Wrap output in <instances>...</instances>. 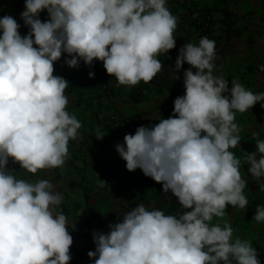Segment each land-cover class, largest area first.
Returning a JSON list of instances; mask_svg holds the SVG:
<instances>
[{
	"label": "crops",
	"instance_id": "crops-1",
	"mask_svg": "<svg viewBox=\"0 0 264 264\" xmlns=\"http://www.w3.org/2000/svg\"><path fill=\"white\" fill-rule=\"evenodd\" d=\"M158 2L164 42L153 39L149 0H0V40L19 51L0 59V242L15 239L17 219L19 229L0 264H67L63 255L76 250L100 259L111 230L145 238V216L184 178L196 187L175 225V262L154 243L125 264L245 263L236 222L249 218L214 213L218 196L201 181L234 158L228 135L245 118L248 95L263 88L264 7ZM226 10L244 30L229 42ZM204 13L215 19L210 38L197 25ZM215 55L218 70L208 67ZM193 87L185 129L183 95ZM158 179L160 195L150 187ZM222 219L231 229L221 232Z\"/></svg>",
	"mask_w": 264,
	"mask_h": 264
},
{
	"label": "rangeland",
	"instance_id": "rangeland-1",
	"mask_svg": "<svg viewBox=\"0 0 264 264\" xmlns=\"http://www.w3.org/2000/svg\"><path fill=\"white\" fill-rule=\"evenodd\" d=\"M261 5L264 7V0H261ZM261 85L263 88L254 89L248 95L246 109L241 111V117L245 118L242 123L233 126V130L239 128L236 134L234 131L228 135L237 142L233 143L236 145V154H232L234 158L226 168L214 169L208 182L201 181L210 188L208 195L218 196L219 203L211 205L214 213L227 216L238 212L249 218L236 222L241 233L235 236H239L235 248L241 253L244 264H264V207L260 212L254 206V200L264 205V81ZM241 165L244 168L237 171ZM222 221L218 222L221 232L231 229L230 224H224V227ZM241 237L246 243L239 241Z\"/></svg>",
	"mask_w": 264,
	"mask_h": 264
},
{
	"label": "trees",
	"instance_id": "trees-1",
	"mask_svg": "<svg viewBox=\"0 0 264 264\" xmlns=\"http://www.w3.org/2000/svg\"><path fill=\"white\" fill-rule=\"evenodd\" d=\"M149 12L148 14L154 15V27H153V39L154 41L164 42V32L166 26L163 25V17L159 13V2L158 0H149ZM140 3L136 5L138 12L145 11L140 7ZM238 18L235 13L232 11L226 10L225 17L223 19V25L225 30V40L229 42L233 37L240 36L243 33V29L236 26ZM215 61L213 64H210L208 67L213 70H218L220 66V60L218 56H213ZM185 62L184 66L180 69V73L185 72L189 65ZM194 78H196V72H194ZM205 85V84H204ZM198 88H190L183 95L184 111L180 114V123L185 129H189L191 126V119L193 117L192 112L188 109V104L191 97L197 93ZM133 116L132 118H134ZM217 164H220L218 160L215 161ZM159 180H156L154 183H150V187L153 191L160 195L159 193ZM196 183L193 178H184L181 182L178 183L175 187H170L168 190V196L164 198H169L170 200L165 203H158L155 212L153 215H146L144 218V234L145 238H137V240H132L127 236L125 230H111L106 231V236L103 241V250L105 255L96 259L91 254L85 253L81 250H76L73 256L63 255L65 257L67 264H125L139 255H142L146 251L150 250L154 243L158 245H164L168 248L171 255L173 256L171 262H175V251L178 242L179 236H175V225L178 219L185 220L190 211L192 196L195 192ZM185 195L187 198V203L189 211L187 213H182L180 209V197ZM166 202V201H165ZM254 206L261 212L263 211L264 205L259 200H254ZM161 218L171 219L172 224L166 226L165 235L158 236L155 233V225L159 222ZM18 229V219L17 225L15 226V239L17 238ZM15 239L1 240L0 242V258L1 260H6L9 255L12 246L14 245Z\"/></svg>",
	"mask_w": 264,
	"mask_h": 264
},
{
	"label": "built area",
	"instance_id": "built-area-1",
	"mask_svg": "<svg viewBox=\"0 0 264 264\" xmlns=\"http://www.w3.org/2000/svg\"><path fill=\"white\" fill-rule=\"evenodd\" d=\"M57 7L61 8L60 2L57 3ZM144 12H139V16H143ZM197 25L200 27L201 32L203 33V36L205 38H210L214 32L215 29V19L213 18L211 13H204L201 16L197 18ZM83 55V54H82ZM19 57V51L18 47L14 44H8L5 41V38L0 40V59L3 63H9L13 61V59ZM71 81H67V84H70ZM165 125H162V128H164ZM106 155H104V158L106 159ZM181 205L180 209L183 211L182 213H187L189 211L187 203V198L185 195H182L180 197ZM158 224L155 225V233L158 236H164L165 235V228L166 226H169L172 224L171 219L169 218H161L158 220Z\"/></svg>",
	"mask_w": 264,
	"mask_h": 264
}]
</instances>
